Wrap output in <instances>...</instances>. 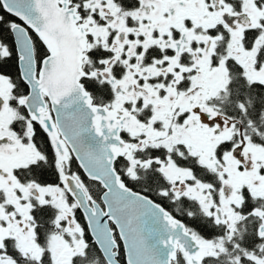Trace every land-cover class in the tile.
I'll return each instance as SVG.
<instances>
[{
	"label": "snow or ice",
	"instance_id": "1",
	"mask_svg": "<svg viewBox=\"0 0 264 264\" xmlns=\"http://www.w3.org/2000/svg\"><path fill=\"white\" fill-rule=\"evenodd\" d=\"M0 264H264V0H0Z\"/></svg>",
	"mask_w": 264,
	"mask_h": 264
}]
</instances>
